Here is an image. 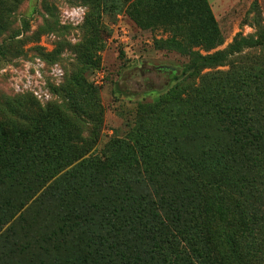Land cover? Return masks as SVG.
Listing matches in <instances>:
<instances>
[{
    "label": "trees",
    "instance_id": "1",
    "mask_svg": "<svg viewBox=\"0 0 264 264\" xmlns=\"http://www.w3.org/2000/svg\"><path fill=\"white\" fill-rule=\"evenodd\" d=\"M16 3L0 0V34ZM132 3L210 17L205 0ZM208 29L169 28L161 44L188 61L159 71L180 82L136 104L99 149V133L82 137L56 106L0 123V264H264V66L241 65L264 42L237 35L210 52ZM70 84L99 127L96 91L80 73Z\"/></svg>",
    "mask_w": 264,
    "mask_h": 264
},
{
    "label": "rangeland",
    "instance_id": "2",
    "mask_svg": "<svg viewBox=\"0 0 264 264\" xmlns=\"http://www.w3.org/2000/svg\"><path fill=\"white\" fill-rule=\"evenodd\" d=\"M132 2L99 6L97 0H17L0 34V123L22 121L34 109L56 106L76 120L82 137L99 133V149L110 136L123 135L136 104L150 103L180 82L181 78L169 81L159 71L179 75L188 61L161 44L175 24L196 30L215 26L216 32L207 39L208 45L213 44L210 52L226 48L237 35L264 42V0H205L211 19L199 15L202 24L194 14ZM202 6L183 9L196 13ZM182 32L178 39H196ZM195 49L205 54V49ZM242 54L250 59L242 66L261 60L264 66V45L245 48ZM210 71L204 69L200 75ZM79 73L98 95L99 127L73 104L70 82ZM78 93L74 97L78 104L89 100L84 90Z\"/></svg>",
    "mask_w": 264,
    "mask_h": 264
},
{
    "label": "built area",
    "instance_id": "3",
    "mask_svg": "<svg viewBox=\"0 0 264 264\" xmlns=\"http://www.w3.org/2000/svg\"><path fill=\"white\" fill-rule=\"evenodd\" d=\"M74 13L78 16V14H79V11H74ZM37 93H35V95H36ZM38 96H40V95H38Z\"/></svg>",
    "mask_w": 264,
    "mask_h": 264
}]
</instances>
